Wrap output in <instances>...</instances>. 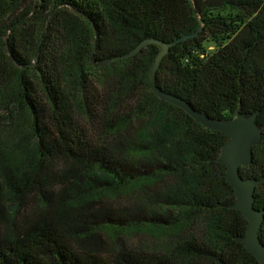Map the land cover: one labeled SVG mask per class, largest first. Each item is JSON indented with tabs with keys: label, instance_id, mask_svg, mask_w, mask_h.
Masks as SVG:
<instances>
[{
	"label": "trees",
	"instance_id": "1",
	"mask_svg": "<svg viewBox=\"0 0 264 264\" xmlns=\"http://www.w3.org/2000/svg\"><path fill=\"white\" fill-rule=\"evenodd\" d=\"M186 36L158 87L212 118L257 114L240 174L263 178L264 0H0V264H260L236 240L228 135L152 91L159 46L122 58Z\"/></svg>",
	"mask_w": 264,
	"mask_h": 264
},
{
	"label": "water",
	"instance_id": "2",
	"mask_svg": "<svg viewBox=\"0 0 264 264\" xmlns=\"http://www.w3.org/2000/svg\"><path fill=\"white\" fill-rule=\"evenodd\" d=\"M188 37H183L170 43L160 42L153 39H147L140 43L132 52L123 55L122 58H129L138 54L150 44H156L161 48L157 54L155 63L151 70L152 91L162 100L171 102L172 105L180 107L188 112L195 121L203 124V126L218 130L219 132L228 135L229 140L223 146L220 162L226 164V177L233 186L237 201L232 205L234 209L239 210L243 218L247 221L246 233L236 238L240 243H243L248 252L252 254L260 264H264V243L261 242L259 233L264 219V210H258L254 207L255 191L258 185L264 182V177L260 179L243 178L240 174L242 167H248L254 162V147L261 142L262 130L257 124V114L245 116L239 111L236 117L232 120H220L212 118L204 112L195 110L188 101L174 96L171 93L162 91L157 84L156 73L160 68L161 62L166 54L170 52L172 46L181 42ZM96 45L91 52V60L94 65L103 66L111 61H94V53Z\"/></svg>",
	"mask_w": 264,
	"mask_h": 264
},
{
	"label": "rangeland",
	"instance_id": "3",
	"mask_svg": "<svg viewBox=\"0 0 264 264\" xmlns=\"http://www.w3.org/2000/svg\"><path fill=\"white\" fill-rule=\"evenodd\" d=\"M205 49H206L207 54L212 53L215 51L216 45L214 43H206ZM24 210L25 209H23V211ZM134 236H135V239L133 238L132 240L136 241V243L139 242V244H147L149 242L154 244V242H155V240H153L152 237L148 234H144V235H136L135 234ZM137 239H138V242H137ZM126 240H128L127 237H126ZM107 249H108L107 247H102V249H101V253L104 255V257L109 256L107 253Z\"/></svg>",
	"mask_w": 264,
	"mask_h": 264
}]
</instances>
